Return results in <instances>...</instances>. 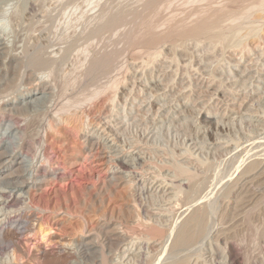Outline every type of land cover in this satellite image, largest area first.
Wrapping results in <instances>:
<instances>
[{"label":"rangeland","instance_id":"374dc122","mask_svg":"<svg viewBox=\"0 0 264 264\" xmlns=\"http://www.w3.org/2000/svg\"><path fill=\"white\" fill-rule=\"evenodd\" d=\"M259 1L3 0L12 33L0 60V135L17 133L26 161L3 167L0 194L7 181H45L33 205L20 191L0 195V228L27 221L18 248L0 237V264H264ZM216 10L219 25L186 36ZM33 86L43 90L28 100L42 97L40 108L14 102ZM177 166L197 174L193 191ZM198 207L205 230L173 250L176 227Z\"/></svg>","mask_w":264,"mask_h":264},{"label":"bare ground","instance_id":"6f19581e","mask_svg":"<svg viewBox=\"0 0 264 264\" xmlns=\"http://www.w3.org/2000/svg\"><path fill=\"white\" fill-rule=\"evenodd\" d=\"M254 2V1H253ZM260 3L261 2H263V7H264V0H260L259 1ZM259 2H258V4H259ZM3 3V0H0V60L3 58V56H4V54H5V51L7 50V49H9V41L7 40V38H6V36H5V34L8 36V35H10V33H12V29H11V25H10V16H9V14H8V11L7 10H5L4 8H3V6H1V4ZM256 4H257V2H256ZM257 4V5H258ZM251 5V4H250ZM253 5H254V3H253ZM261 5V4H260ZM262 6H261V8H262ZM251 7H252V5H251ZM257 7H259L260 8V6H257ZM227 8V7H226ZM210 9V8H209ZM215 9V8H214ZM239 9V8H238ZM247 9H248V7H247ZM256 9V8H255ZM224 10H225V8H224ZM237 10V9H236ZM250 10V9H249ZM223 11V10H222ZM222 11L221 10H216V11H214V14L213 15H211V16H207V14L210 12V11H206L207 12V14L205 15V16H207V17H204L203 15L202 16H199V17H204V18H201V20L200 21H198V23L197 24H195V26L194 27H191L190 29H188L186 32H185V34H186V36H196V35H201V34H204V33H207L210 29H212L213 27H215L218 23H220L221 21H219V19L221 20V16H223V15H225V14H223L222 15ZM226 12H227V10H225ZM244 11V10H243ZM256 11H257V9H256ZM225 12V13H226ZM236 12V11H235ZM246 12V11H245ZM248 12V11H247ZM246 12V13H247ZM205 13V12H204ZM229 13V12H228ZM228 13H226V14H228ZM240 13H241V11H240ZM246 13H244V14H246ZM238 14H239V12H238ZM121 15V14H120ZM200 15V14H199ZM235 15V14H234ZM243 15V14H242ZM248 14H246L245 16H247ZM119 16V15H118ZM230 16V15H229ZM232 16H233V14H232ZM262 16V15H261ZM122 17V16H121ZM224 17L225 16H223V19H224ZM226 17H227V15H226ZM231 17V16H230ZM230 17H228V18H230ZM238 17V16H237ZM240 17V16H239ZM227 18V19H228ZM233 18H234V16H233ZM241 18V17H240ZM121 19V18H120ZM236 19V18H235ZM238 19V18H237ZM197 20V19H196ZM226 20V19H225ZM239 20V19H238ZM228 22H229V20H228ZM232 22V21H231ZM186 24V23H185ZM185 24H183V25H185ZM222 24V23H221ZM219 25V24H218ZM179 26V25H178ZM178 26L176 27L177 29H178ZM186 26V25H185ZM219 27V26H218ZM183 28V27H182ZM182 28H180L179 29V32H181L180 30L182 29ZM184 30H185V28H183ZM216 30V29H215ZM174 31H175V29H174ZM219 31V30H218ZM184 32V31H183ZM178 33V32H177ZM182 33V32H181ZM209 33V32H208ZM179 34V33H178ZM13 36V35H12ZM183 36H184V34H183ZM186 36H185V38H186ZM10 37H11V35H10ZM143 38V37H142ZM162 38V37H161ZM160 38V39H161ZM170 38V37H169ZM181 38V37H180ZM146 38H144L143 40H145ZM159 38L158 37H149V38H147L146 39V42H149V43H151V44H154V43H156V42H159V41H157ZM182 39H183V37H182ZM137 40V39H136ZM165 40V39H164ZM11 41V40H10ZM138 41V40H137ZM136 41V42H137ZM141 41V43H143L142 42V40L140 39L139 40V42ZM158 44V43H157ZM134 45H135V43H134ZM143 45H145V44H143ZM155 46H156V44H155ZM148 53V52H147ZM154 53V52H153ZM157 54V53H156ZM155 54V55H156ZM5 56H7V55H5ZM9 56V55H8ZM7 56V57H8ZM147 56V55H146ZM151 56V55H150ZM153 57H154V55H153ZM176 59V58H175ZM4 61V60H3ZM43 62H45V60H42L40 57H34L33 59H32V64L34 63V64H43ZM3 64H4V62H3ZM105 64V63H104ZM44 65H45V63H44ZM107 65V64H106ZM35 66V65H34ZM37 66V65H36ZM41 66V65H40ZM42 67V66H41ZM94 69H95V67H93ZM10 71V70H9ZM7 73V72H6ZM6 76V75H5ZM120 76V75H119ZM119 80V79H118ZM10 82V81H9ZM11 84H13L12 82H11ZM15 84V83H14ZM106 86V85H105ZM109 86V85H108ZM6 87V86H5ZM46 88V87H45ZM110 88V87H109ZM43 89L41 88V87H34L33 86V88H31V89H29L28 91H26L25 93H23V94H20L19 95V98H16L15 99V101L14 102H16V103H18V102H20L19 104H21V106L22 107H24V108H26V109H28V108H40V106L43 104V100H42V97H34L33 99H31V100H28V99H30V98H32L33 96H36L37 94H39L41 91H42ZM104 90V89H103ZM106 91V90H105ZM112 91V90H111ZM104 92V91H103ZM44 93V92H43ZM93 94V93H92ZM94 96L96 95V94H93ZM45 99V98H44ZM82 100H83V98H82ZM84 101V100H83ZM76 102V101H75ZM80 102V101H79ZM45 104V103H44ZM21 107V108H22ZM3 108V107H2ZM42 108H43V106H42ZM31 110V109H30ZM206 121V120H205ZM11 124V123H10ZM15 125V124H14ZM16 126V125H15ZM7 128V127H6ZM53 123L52 122H49V126H48V131L47 132H45V134L46 135H48L47 133H49V131H54L53 130ZM9 129L10 130H12L11 128H7L4 132H2V134L0 135V152H1V154L0 155H5L6 157H5V161L3 162V163H1L0 164V176L2 175V173L4 172L3 171V167L5 166H8V168H10V167H14L16 164H21L22 163V161L23 162H25L26 161V158H25V161L23 160V158H22V155H21V153L19 152V151H17V147H18V145H19V142H20V139H21V137L20 136H18V134L17 133H12L11 131H9ZM15 131V130H14ZM55 133V132H54ZM21 134V133H20ZM23 136V135H22ZM140 141V140H139ZM43 142V141H42ZM99 143V142H98ZM136 143V142H135ZM21 144V143H20ZM104 145V144H103ZM21 146V145H20ZM93 146V145H92ZM107 147V146H106ZM99 148V147H98ZM104 148V147H103ZM103 148H101V149H103ZM19 150V149H18ZM49 150V149H48ZM97 150V149H96ZM96 153L98 152L99 153V151H95ZM101 152H104V150L103 151H101ZM46 153V152H45ZM95 153V154H96ZM44 154V153H43ZM101 154V153H100ZM100 154L98 155V157H100ZM3 155V156H4ZM96 156H97V154H96ZM44 157V156H43ZM47 157V156H46ZM1 158V157H0ZM101 159H102V157H100ZM28 159V158H27ZM104 161V160H103ZM31 162V164H32V160L30 161ZM53 163V162H52ZM102 163V162H101ZM106 163V162H105ZM108 164H109V162H107ZM5 164V165H4ZM23 165H24V163H22ZM25 165H26V163H25ZM69 165H70V163H69ZM120 167H124V168H126V164L125 163H123V162H121L120 163ZM20 165H18V167H19ZM30 166V165H29ZM32 166V165H31ZM30 166V167H31ZM165 166V165H164ZM176 166V165H175ZM257 166H258V163H257V161H253V162H250L249 164H248V166L247 167H245V171H243V174L245 175V174H248V173H250V172H252V171H254V169H256L257 168ZM2 167V168H1ZM4 167V168H5ZM25 167V166H24ZM23 167V168H24ZM178 167V170H177V172L175 173L176 175H175V177H180L181 175H183V174H186L187 175V179H189V181H190V183H189V185H188V187L189 188H192L191 190L193 191L194 189L193 188H195V184H196V177H197V174L194 172H190L187 168H185V167H179V166H177ZM23 168H21L20 169V167H19V169L21 170V173H22V171H24V172H26L29 168H27V166H26V170L24 169V170H22ZM31 168H33V167H31ZM66 168V167H65ZM123 168V169H124ZM128 168H129V165H128ZM34 169V168H33ZM121 168H119V170H120ZM107 170V169H106ZM31 171V170H30ZM27 173V172H26ZM29 174V173H28ZM241 174H242V172H241ZM118 175V174H117ZM119 176V175H118ZM47 177V176H46ZM117 177V176H116ZM116 177H115V179H116ZM119 178V177H118ZM123 178V177H122ZM159 178V177H158ZM254 178V177H253ZM25 179H27L28 180V178H25ZM25 179L24 180H22L21 182H11V181H7L8 183L6 184V185H4V187H6L7 189H8V191H7V193H9V195H2V194H0L1 196H6V197H4L3 199V201L5 202H8L9 200H10V198L11 197H14L15 198V194L18 192V191H20V193H19V196H21V197H19V201H20V199L22 198V197H24V199H25V202H24V200L22 199V201L24 202V203H26V199H27V201L29 200V204L30 203H32V205H33V202L34 201H36V200H34V199H36V198H38V197H36L35 198V194H36V191H34V190H39V189H41V187H42V185H41V183H43V182H41V181H38V180H42V179H36L37 180V182L34 184V185H31V187L30 186H28V184H30L29 182H27V181H25ZM0 180H1V178H0ZM119 180V182H121L122 180H120V179H118ZM198 180V179H197ZM29 181V180H28ZM35 181V180H34ZM42 181H45V180H42ZM3 182H5V181H3ZM32 182V181H31ZM198 182H200V181H198ZM202 182V181H201ZM6 183V182H5ZM45 183V182H44ZM118 183V182H117ZM261 183V182H260ZM62 184V183H61ZM113 184V183H112ZM124 184V183H123ZM199 184V183H198ZM204 184V183H203ZM2 184H0V186H1ZM177 185V184H176ZM261 185V184H260ZM258 186V185H257ZM197 187V186H196ZM125 189V188H124ZM5 190V189H4ZM6 191V190H5ZM41 191H42V189H41ZM189 191V190H188ZM1 192V191H0ZM35 192V193H34ZM6 193V192H5ZM6 193V194H7ZM42 193V192H41ZM192 193V192H191ZM39 194V193H38ZM43 194V193H42ZM64 194V193H63ZM187 194H188V192H187ZM188 195H192V194H188ZM37 196V195H36ZM187 196V195H186ZM18 197V196H17ZM16 197V199H18ZM42 198H43V196H41ZM197 197V196H196ZM251 198V197H250ZM16 199H15V201L14 202H18V201H16ZM193 199H194V196H193ZM245 199V198H244ZM38 200V199H37ZM41 200V198H39V201ZM259 200V199H258ZM43 201V200H42ZM183 201V200H182ZM186 201V200H185ZM13 202V203H14ZM41 202V201H40ZM44 202V201H43ZM12 203V204H13ZM28 203V202H27ZM26 203V204H27ZM36 203V202H35ZM34 203V204H35ZM23 204V203H22ZM9 205V204H8ZM7 205V206H8ZM11 205V204H10ZM16 205V204H15ZM18 205V204H17ZM39 205V204H38ZM11 206H13L14 207V205H11ZM11 206H9V207H11ZM24 206V205H23ZM22 206V207H23ZM27 206H28V204H27ZM26 206V209H28L29 207H27ZM35 207H36V205H34ZM33 206V207H34ZM13 207H11V209L13 208ZM30 207H32V206H30ZM47 207H49L48 209L50 210V208H51V210L50 211H52V212H54V208L52 209V207H50V206H47ZM201 207V206H200ZM39 208V207H38ZM45 208V207H44ZM10 209V210H11ZM25 209V210H26ZM31 209V208H30ZM40 209V208H39ZM41 209H43L42 207H41ZM46 209V208H45ZM62 209V208H61ZM7 210H8V208H7ZM6 210V211H7ZM13 210V209H12ZM11 210V211H12ZM21 210V209H20ZM37 210V209H36ZM66 210V209H65ZM180 210V209H179ZM205 210V211H204ZM204 210H203V208L202 209H200L199 207L198 208H196L191 214H189V216L183 221L182 220V222H181V225L179 226V227H176L177 229L175 230V228H174V230H175V232H174V234H173V239H172V241H171V243H172V249L174 250L176 247L178 248V247H181V246H187V245H189L190 243L192 244V243H194L195 242V240L197 239H199V238H197L198 236H199V234L201 233L202 234V231L203 230H205L204 228H205V223H207V222H205V220H206V209L204 208ZM11 211L8 213V215L11 213ZM22 211V210H21ZM24 211V210H23ZM20 212V211H19ZM41 212H43V210L41 211ZM67 212H68V210H67ZM7 213H5V214H7ZM13 213H17V212H14L13 211ZM27 213V212H26ZM78 213V212H77ZM19 214V213H18ZM20 214H21V212H20ZM24 214V213H23ZM133 214V213H132ZM14 215V214H13ZM27 215V214H26ZM51 215V214H50ZM66 215V214H65ZM100 215V214H99ZM19 216V215H18ZM28 216H30V214L28 215ZM33 217H34V215H32ZM80 216V215H79ZM102 216V215H101ZM127 216V215H126ZM6 217H8V216H6ZM16 217V216H15ZM228 217V216H227ZM19 218H20V216H19ZM18 218V220H15V221H13V222H9L10 224L9 225H14L15 224V229H16V232H14L15 230H13L12 228H11V226H9L8 228H6L7 227V224H6V226L4 225V226H2V228H0V237L4 234L5 235V237H6V239H7V241H4V239H5V237H3V241L4 242H12L13 244H14V241L16 240V239H18V240H20L19 239V233L22 231V230H19V229H21V227H24L25 225H26V223H27V221H25V220H23V216H21V218H22V220H20ZM25 218V217H24ZM27 218V217H26ZM47 218H48V216H47ZM10 219V218H9ZM17 219V218H16ZM60 219V218H59ZM184 219V218H183ZM227 219V218H226ZM5 220V219H4ZM14 220V219H13ZM27 220V219H26ZM31 220H32V218L29 220V222L28 223H30L31 222ZM61 220V219H60ZM7 221V220H6ZM138 221V220H137ZM7 223V222H6ZM211 223V222H210ZM23 224H25L24 226H23ZM28 225V224H27ZM30 225V224H29ZM84 226V225H83ZM115 226V225H114ZM29 226H27V228H28ZM31 228H32V226H30ZM117 227V226H116ZM209 227V226H208ZM25 229H26V227H25ZM30 229V228H29ZM29 229H27V230H29ZM158 229V228H157ZM156 231V230H155ZM161 231V230H160ZM169 231V230H168ZM170 231H171V229H170ZM170 231H169V233L167 234V237L168 236H170ZM6 232V233H5ZM24 232V230L21 232V234ZM121 233V232H120ZM156 233H157V231H156ZM166 233V232H165ZM173 233V232H172ZM153 234V233H152ZM118 235V234H117ZM9 238H8V237ZM20 236H22V235H20ZM154 236V235H153ZM152 236V237H153ZM162 236H163V234H162ZM151 237V236H150ZM166 237V236H165ZM164 237V238H165ZM112 238H114V236L112 237ZM149 238V237H148ZM160 238V237H159ZM171 238V237H170ZM8 239H9V241H8ZM120 239V238H119ZM118 239V240H119ZM17 240V241H18ZM145 240V239H144ZM167 240V239H166ZM169 240V239H168ZM196 240V241H197ZM16 241V242H17ZM1 242H2V240H1ZM15 242V243H16ZM19 242V241H18ZM17 242V243H18ZM92 242V241H91ZM90 242V243H91ZM3 243V242H2ZM89 242L87 241V244H88ZM10 244V243H9ZM19 244V243H18ZM18 244H14V246H15V248L17 247V245ZM1 245V244H0ZM4 243L1 245L2 247H3V249H4ZM5 245H6V243H5ZM85 245V244H84ZM8 246L9 245H7V250H8ZM14 246H11V247H14ZM1 247V248H2ZM230 247V246H229ZM1 248H0V251H1ZM5 248H6V246H5ZM10 248V247H9ZM14 248V249H15ZM18 248V247H17ZM171 248V247H170ZM228 248V247H227ZM229 249H232V248H229ZM5 250V249H4ZM89 250V249H88ZM180 250V249H179ZM2 252H3V250H2ZM231 252V251H230ZM5 253V252H4ZM232 253V252H231ZM172 254V253H171ZM228 255H229V252H228ZM232 255V254H231ZM99 256V255H98ZM233 257V256H232ZM231 259V258H230ZM94 260V259H93ZM233 260V259H232ZM179 261H181V259L179 260ZM230 263V262H229ZM232 263V262H231ZM91 264V263H90ZM175 264H182L181 262H178V263H175Z\"/></svg>","mask_w":264,"mask_h":264}]
</instances>
